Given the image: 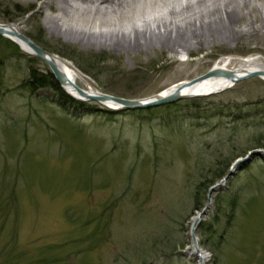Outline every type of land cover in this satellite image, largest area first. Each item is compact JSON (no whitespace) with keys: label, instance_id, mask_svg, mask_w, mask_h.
<instances>
[{"label":"rangeland","instance_id":"rangeland-1","mask_svg":"<svg viewBox=\"0 0 264 264\" xmlns=\"http://www.w3.org/2000/svg\"><path fill=\"white\" fill-rule=\"evenodd\" d=\"M43 1L0 0V23L22 24L21 33L100 93L148 97L221 57L264 58V25L246 34L256 25L235 14L231 25L206 29L200 46L186 31L189 52H131L83 39L90 25H77V12L55 25L59 13ZM154 6L146 5L147 16L163 12ZM32 68L51 74L0 36V264H198L190 227L206 205L195 232L204 264H264V153L249 154L264 151L263 80L109 114L95 102L69 104L50 88L31 92L21 85Z\"/></svg>","mask_w":264,"mask_h":264},{"label":"bare ground","instance_id":"bare-ground-1","mask_svg":"<svg viewBox=\"0 0 264 264\" xmlns=\"http://www.w3.org/2000/svg\"><path fill=\"white\" fill-rule=\"evenodd\" d=\"M177 6L173 0H44L43 5L54 8L58 15L50 18L55 25L63 24L66 20L71 21L70 12H77V18L81 23L77 25H87L81 31L82 38L88 42L97 39L99 43L108 42L117 49H127L131 52L147 50L156 47L159 50L167 48L171 52L186 51L190 49V38L184 36L188 31L195 39V44L201 45L200 37L203 34L210 36L211 25H231L230 17L233 14L236 18H245L247 25H256L252 29H247L246 34L254 32L260 33L258 25H264V0H178ZM146 5H160V10L154 11L149 16V11L144 10ZM204 5L205 9L197 8ZM154 6V7H155ZM43 7V6H41ZM40 7V8H41ZM149 7V8H150ZM156 8V7H155ZM220 11L219 14H216ZM62 20V21H61ZM20 32L22 24H6ZM52 25V24H51ZM65 25H72L66 23ZM100 25L103 30L95 31L92 27ZM119 25H128L124 28ZM187 25V26H186ZM244 32V31H242ZM18 46L28 53V48L20 41ZM54 58V57H53ZM54 63L69 81L77 84L80 80L85 84V90L94 92L85 78L72 66L58 56H55ZM212 68L226 70L237 76L257 71L264 73V58L259 55L248 57L224 56L219 58ZM264 81V74L259 76ZM184 82L174 83L158 93L164 95L178 88ZM235 83L225 78H210L197 82L193 86L183 89V94L206 93L216 90L231 88ZM65 91L71 96L78 98L76 91L70 86L65 87ZM108 108L114 107L112 103L107 104ZM192 250V249H191ZM197 258L198 264H204L206 255L204 252L191 251Z\"/></svg>","mask_w":264,"mask_h":264},{"label":"water","instance_id":"water-1","mask_svg":"<svg viewBox=\"0 0 264 264\" xmlns=\"http://www.w3.org/2000/svg\"><path fill=\"white\" fill-rule=\"evenodd\" d=\"M0 36L5 37L14 43L17 44L18 41L22 42L29 50L28 53L37 57L38 59L42 60L49 68L52 76L54 77L55 81L58 83V85L65 91V87L70 86L73 88L76 93L78 94V98H75L68 94L71 98L78 100V101H83V102H95L99 103L102 105H106L109 103H112L114 107H111L115 110H135V109H145V108H151V107H157L169 103L176 102L178 100L187 98V97H203L207 95H211L217 92L223 91L222 89L216 90V91H211V92H206V93H193L190 95L183 94L182 90L189 88L196 84L199 81L205 80V79H210L214 77L218 78H225L229 81H232L236 83L237 81L249 77H259L263 75L264 73L262 72H257L253 71L250 73H247L243 76H237L234 73L226 70H221V69H216V68H211L205 73L196 76L190 80L183 81L184 83L181 84L178 88H175L173 91L170 93L160 95L159 93L153 94L148 97H143V98H125L121 96H115L111 94H106V93H100L97 91L94 92H89L88 90L82 89L78 87L76 84L73 82L69 81L67 77L63 75V73L59 70V68L56 66L54 63V58L56 55L51 54L49 51H46L43 49L40 45L32 41L28 36L25 34L15 30L13 27H8L4 23H0ZM18 45V44H17ZM54 57V58H53ZM225 90V89H224ZM259 154V153H264V151L261 150H253L249 154ZM247 158L240 159L236 161L230 168L229 170V176L232 174L234 171L236 165L238 162L243 161ZM215 186H212L209 190L208 198L211 195L212 190H214ZM208 206L206 205L193 219V222L190 227V237H191V243H192V250L194 251H199V244L197 237L195 235L196 229L198 224L200 223L201 219L206 215V212L208 210Z\"/></svg>","mask_w":264,"mask_h":264},{"label":"trees","instance_id":"trees-1","mask_svg":"<svg viewBox=\"0 0 264 264\" xmlns=\"http://www.w3.org/2000/svg\"><path fill=\"white\" fill-rule=\"evenodd\" d=\"M34 41L36 43H38V44L40 43L36 39ZM39 45H41V44H39ZM34 60H36V59L31 58L32 62ZM76 65L79 67V69H81V71H83L85 74L87 73V75H91L93 78H95V80L98 83H100L98 81V79L96 78L94 72L90 68L86 67L87 68L86 69L85 67L81 66V64L79 62H76ZM21 86H24L25 88L30 89L31 92H35L37 89H40V88H50V89L54 90L57 93V95H58L60 100L63 99V100H65V102H67L69 104H80V105H83L82 103L76 102L75 100L70 98L67 94H65V92L61 89V87L57 84V82L55 81V79L53 78V76L49 72L42 73V72H39L38 70L32 68L29 71L27 79H25L23 81ZM105 89H106V87H105ZM106 90H108V89H106ZM105 112H107L109 114L115 113L114 111H111V110H106ZM119 112H122V111L119 110L116 113H119ZM224 175H225V173H220V174L216 175L215 179H214L215 181H212V184L214 182H216L217 180L221 179ZM210 184H211V182H210ZM201 209H202L201 206H197L196 207V210H198V211H200ZM199 244L203 245L204 242L200 240Z\"/></svg>","mask_w":264,"mask_h":264}]
</instances>
